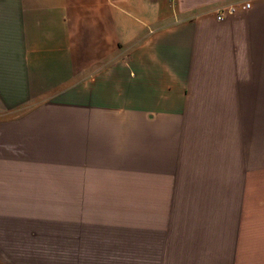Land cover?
<instances>
[{"label":"crops","instance_id":"1","mask_svg":"<svg viewBox=\"0 0 264 264\" xmlns=\"http://www.w3.org/2000/svg\"><path fill=\"white\" fill-rule=\"evenodd\" d=\"M0 264H264V0H0Z\"/></svg>","mask_w":264,"mask_h":264},{"label":"rangeland","instance_id":"2","mask_svg":"<svg viewBox=\"0 0 264 264\" xmlns=\"http://www.w3.org/2000/svg\"><path fill=\"white\" fill-rule=\"evenodd\" d=\"M139 197V196H138ZM118 203H85V210L86 211H91L93 206H99L100 210L102 213H107L110 212L111 208L115 209L116 206H118ZM127 207L133 208V209H139L140 203L138 201H133L132 203H128ZM123 208V206H122Z\"/></svg>","mask_w":264,"mask_h":264},{"label":"built area","instance_id":"3","mask_svg":"<svg viewBox=\"0 0 264 264\" xmlns=\"http://www.w3.org/2000/svg\"><path fill=\"white\" fill-rule=\"evenodd\" d=\"M245 6L246 7H248L249 6V3H246L245 4ZM235 10H236V7L235 6H233V5H228V6H226V7H224L221 11H220V13L218 12L217 13V15H216V19L217 20H222L223 18H224V14H232V13H234L235 12Z\"/></svg>","mask_w":264,"mask_h":264}]
</instances>
